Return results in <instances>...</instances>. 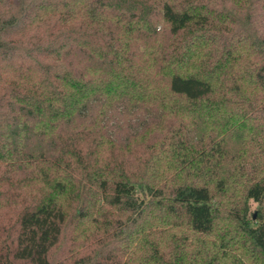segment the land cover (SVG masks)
Listing matches in <instances>:
<instances>
[{
	"label": "trees",
	"instance_id": "obj_1",
	"mask_svg": "<svg viewBox=\"0 0 264 264\" xmlns=\"http://www.w3.org/2000/svg\"><path fill=\"white\" fill-rule=\"evenodd\" d=\"M0 264H264V0H0Z\"/></svg>",
	"mask_w": 264,
	"mask_h": 264
},
{
	"label": "rangeland",
	"instance_id": "obj_2",
	"mask_svg": "<svg viewBox=\"0 0 264 264\" xmlns=\"http://www.w3.org/2000/svg\"><path fill=\"white\" fill-rule=\"evenodd\" d=\"M156 44H158V43L156 42ZM231 71L234 73L233 69H231ZM110 114L111 115H110V117H108V119H110L109 123L112 125L111 131L113 132V134H115L118 142H125L127 137L132 133V131L133 132L139 131L138 129H140V131H142L141 128L146 123H149L150 119L154 115L153 111H147V110L141 111V110L137 109V107L126 108V106L124 104L123 105H117L116 104L114 106V108L110 111ZM172 118L169 121H167L166 123L168 124V122H170L172 120ZM174 120L176 121V119H173L172 122ZM164 126H165V124H164ZM202 130H203L202 126L194 129V131L197 134H199ZM164 133H165V131H164ZM152 135H155V133ZM138 144L140 145L139 142H138ZM144 145H145V143H141V146H138L135 149V153L145 152L146 149L144 148ZM133 156H135V155H133ZM239 198H240L239 194H238V196L233 194L231 196L229 195V196L225 197L223 202L224 203H231L233 200L239 201ZM250 204H252L250 210H251V212H254L258 208V204L253 203V202H250ZM110 218H114V216H111ZM226 222H228V221H226ZM220 224L226 225V223H224V222H221ZM174 230L177 231L178 229L175 228ZM73 231H74V227L70 226L69 229L67 230L66 236L63 238L61 247L57 251H55V253H54L55 260H57L61 257L64 258V257H68V256H73L77 253H80V255L85 254V253H83L84 249L80 248L85 243L84 238L78 237L76 234L77 232H73ZM184 232H186V234H188V236H190V237L194 236V234L189 232L188 230H184ZM184 232L181 231L180 234H182Z\"/></svg>",
	"mask_w": 264,
	"mask_h": 264
}]
</instances>
